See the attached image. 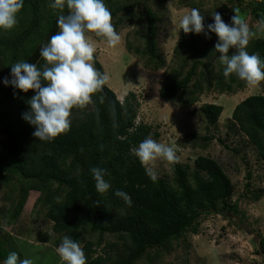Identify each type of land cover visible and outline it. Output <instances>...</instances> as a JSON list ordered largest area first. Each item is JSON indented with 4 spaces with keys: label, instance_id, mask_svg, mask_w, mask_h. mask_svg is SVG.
Masks as SVG:
<instances>
[{
    "label": "trees",
    "instance_id": "obj_1",
    "mask_svg": "<svg viewBox=\"0 0 264 264\" xmlns=\"http://www.w3.org/2000/svg\"><path fill=\"white\" fill-rule=\"evenodd\" d=\"M232 1L249 9L252 22L264 19V0ZM51 2L24 0L16 26L0 31V184L10 188L12 194L16 191L15 178L20 185L17 195L7 196V200H12L7 223L16 222L28 193L37 192L34 207L40 206L37 214L42 215V221L51 223L52 234L38 233L37 239L48 242L52 237L56 247L64 235L69 236L80 244L86 264H137L142 259L152 263L172 241L185 242L187 234H197L202 217H225L230 213L243 217L237 202H231L234 187L230 178L209 157L197 156L192 165L169 162L170 175L150 178L130 151L151 133L149 126L136 122L138 103L132 92L120 102L105 85L93 95L92 103L84 109L72 110L66 133L52 142L33 137L34 127L22 119V113L28 110L27 101L34 92L23 93L11 85L5 86L2 81L10 78V66L18 61L35 63L38 67L43 64L40 48L59 31L56 21L60 13L50 7ZM147 2L143 0L145 12L138 15L145 28L143 46L128 49L143 59L146 68L159 70L165 60L157 45L158 17ZM112 7L113 21L134 5L115 2ZM67 11L65 8L63 14ZM218 13L225 20L227 5L221 4ZM130 18L129 21L133 16ZM215 36L212 33L208 43L201 47L200 35L180 31L173 52L181 60L161 83L159 94L163 99L180 102L182 108H187L198 102L199 95L205 91L233 95L247 87L234 74L225 78L223 69L213 73L209 59L216 52L209 51L208 47L213 45ZM246 50L264 59V38L252 40ZM93 63L102 72L96 59ZM196 76L201 79H195ZM199 112L208 131V127H216L223 107L207 103L201 105ZM230 120L228 131L243 138V146L253 147L264 164V84L262 93L246 97L233 108ZM153 137L158 138V134L154 132ZM213 138L210 134L202 138V143L196 139L194 143L204 149ZM232 151L238 154L237 149ZM93 167L105 170L104 178L111 187L104 194L96 191L91 174ZM117 189L130 196L131 205L114 195ZM247 193L254 201L260 197V192L247 189ZM22 235L21 231L3 232L0 262L10 252L24 259L14 244L24 241L28 245ZM93 235L97 236L95 241L88 238ZM103 236L116 237L117 241L108 242L99 253L97 249L102 245ZM259 245L264 250V236Z\"/></svg>",
    "mask_w": 264,
    "mask_h": 264
},
{
    "label": "rangeland",
    "instance_id": "obj_2",
    "mask_svg": "<svg viewBox=\"0 0 264 264\" xmlns=\"http://www.w3.org/2000/svg\"><path fill=\"white\" fill-rule=\"evenodd\" d=\"M115 2L123 5L133 4L134 7L132 10L119 13L116 19L111 21L120 35V41L116 46L109 47L100 38L92 36L97 49L94 59L100 64L102 72L109 76L106 86L120 102L129 92L135 95L138 103L136 122L151 128L149 137L172 147L177 162L192 165L197 156H206L217 161L234 187L231 202L236 201L239 210L244 214L243 217L232 213L225 214V217L222 215L202 217L199 219L197 234H187L185 242L182 239L172 241L171 246L159 252V257L153 259L152 263L142 259L137 264H264V250L259 245L264 236V164L257 157L253 147L247 144L243 146V138L228 131L233 108L246 97L262 93L264 82L258 88L247 86L233 95L219 94L214 90L205 91L199 95L198 102L187 108H182L180 102L167 101L159 94L165 75L180 63L181 58L175 56L173 52L181 31L179 20L192 8L200 10L205 19V26L213 23L212 14L218 12L221 4L228 7L225 23H231V17L235 14L234 9H238L253 32L248 45L254 39L264 38V29L258 23L252 22L247 7L238 6L232 0H149L147 6L158 17V51L165 60L163 68L153 70L146 68L143 59L128 49L143 46L142 36L145 28L143 21H139L138 18L140 12L143 14L145 12L143 0H105L109 10L114 9L112 6ZM137 2L139 5L136 6ZM131 16L133 19L129 21ZM199 35V44L204 47L209 39L203 34ZM217 39L215 36L213 45L208 47L209 51H215ZM218 55L216 52V55L209 59L215 74L223 69ZM195 79L201 78L196 76ZM207 103L223 107L216 127H208V131L199 112L201 105ZM154 132L158 134V138L153 137ZM210 134L214 138L208 142L206 148L201 149L194 143L195 139L199 144L202 143V138ZM233 149H237L238 154L234 153ZM151 167L156 176L171 174L169 162L162 159H157ZM18 181L15 178V195L18 194L20 187ZM247 189L257 194L260 192V197L252 200ZM11 194L10 188L0 184V236L3 232L14 234L21 231L24 234L22 236L27 238L28 245L26 246L24 241H15L14 244L24 258L31 259L33 264H61L56 247H53L54 239L50 237L48 242L37 239L38 233L51 234V223L42 221V215L37 214L40 206L34 207L39 193L29 192L21 215L17 217L15 223L11 221L7 223L11 212L8 208L12 203V200H7V196ZM88 238L95 241L97 236ZM114 241H117L116 237L103 236L102 245L97 251L101 253L100 250L104 249L108 242ZM149 254L153 256L154 252Z\"/></svg>",
    "mask_w": 264,
    "mask_h": 264
},
{
    "label": "clouds",
    "instance_id": "obj_3",
    "mask_svg": "<svg viewBox=\"0 0 264 264\" xmlns=\"http://www.w3.org/2000/svg\"><path fill=\"white\" fill-rule=\"evenodd\" d=\"M24 0H0V31L12 30L17 24L18 13ZM50 7L60 14L57 16L59 31L52 35L40 48L44 61L39 67L35 63L18 61L10 66V78L3 84L11 85L23 93L29 90L34 95L27 101L28 110L22 119L34 127L36 140L52 142L66 133L71 125L73 109H84L92 103V97L107 84L109 76L94 66L96 47L92 36L100 38L107 46L114 47L120 35L112 24V15L105 0H52ZM67 8V14L64 9ZM231 23H225L218 12L212 14L213 23L205 26L204 16L197 8H192L179 20V29L185 34H203L211 39L217 36L215 51L223 66V76L235 75L250 88H258L264 82V59L258 54H249L247 45L253 32L246 20L234 9ZM264 29V19L258 21ZM230 50H233L230 54ZM131 154L145 167L151 179L156 173L151 165L157 159L174 162L177 159L174 149L148 137L133 147ZM96 191L106 193L111 185L105 180V170L91 169ZM114 195L131 205L130 196L122 190ZM61 264H86L83 249L77 241L67 235L56 246ZM0 264H33L28 258L21 259L16 252H10Z\"/></svg>",
    "mask_w": 264,
    "mask_h": 264
}]
</instances>
